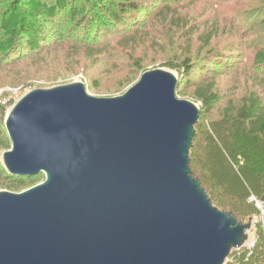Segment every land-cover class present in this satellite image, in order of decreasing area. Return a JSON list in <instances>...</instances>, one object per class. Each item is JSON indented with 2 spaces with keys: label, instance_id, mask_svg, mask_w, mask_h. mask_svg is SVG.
<instances>
[{
  "label": "water",
  "instance_id": "1",
  "mask_svg": "<svg viewBox=\"0 0 264 264\" xmlns=\"http://www.w3.org/2000/svg\"><path fill=\"white\" fill-rule=\"evenodd\" d=\"M171 70L125 93L82 81L36 88L9 110L8 173L43 174L0 191V264H226L255 224L218 208L191 166L201 108Z\"/></svg>",
  "mask_w": 264,
  "mask_h": 264
},
{
  "label": "trees",
  "instance_id": "2",
  "mask_svg": "<svg viewBox=\"0 0 264 264\" xmlns=\"http://www.w3.org/2000/svg\"><path fill=\"white\" fill-rule=\"evenodd\" d=\"M152 0H0V66L7 62L38 55L49 43L62 44L75 39L90 56L102 55L108 44V34L131 26L139 30L141 13ZM154 1V0H153ZM166 3L172 0H159ZM173 14V13H172ZM264 16V7L261 9ZM170 19L175 16L164 15ZM204 44L211 42V33L202 36ZM79 46L77 41L73 42ZM83 45V43H81ZM211 50L180 63L166 66L180 78L217 64L224 57ZM264 65V49L256 54ZM261 86L264 91V81ZM177 85V95H178ZM190 100H201L211 110L219 99L215 82L196 85ZM203 106L191 149V166L213 203L231 211L239 220L258 218L260 210L252 196L264 202V97L252 91L239 99H229L217 118L205 120ZM0 113V148L9 150L11 141L5 131V115ZM3 138V139H2ZM0 150V188L22 192L45 179L43 174L19 176L8 173ZM254 244L233 250L227 264H264V225L258 220L253 229Z\"/></svg>",
  "mask_w": 264,
  "mask_h": 264
},
{
  "label": "rangeland",
  "instance_id": "3",
  "mask_svg": "<svg viewBox=\"0 0 264 264\" xmlns=\"http://www.w3.org/2000/svg\"><path fill=\"white\" fill-rule=\"evenodd\" d=\"M166 4L152 0L141 13L137 32L131 26L111 31L102 55L90 57L83 48L86 42L70 39L62 44L49 43L38 55L2 64L0 113L6 119L12 106L33 89L78 81L93 96H118L138 82L145 71L162 67L179 76L166 63H180L210 50L224 58L180 78L178 87V96L190 100L188 94L194 86L215 82L219 99L211 110L205 109L201 100L194 101L203 106L205 120L217 118L229 99H239L252 91L264 97V65H259L256 57L264 49V0H172ZM169 13L175 17H164ZM209 32L212 39L206 46L202 36ZM5 151L1 150V159ZM256 221L252 219L254 224ZM254 239L252 230L248 244ZM230 261L228 257L226 264Z\"/></svg>",
  "mask_w": 264,
  "mask_h": 264
},
{
  "label": "built area",
  "instance_id": "4",
  "mask_svg": "<svg viewBox=\"0 0 264 264\" xmlns=\"http://www.w3.org/2000/svg\"><path fill=\"white\" fill-rule=\"evenodd\" d=\"M251 200L256 203V205L259 207V210H260L257 220L264 225V202L255 196H252ZM254 242H255V239L250 244H248L247 247L250 248L254 244Z\"/></svg>",
  "mask_w": 264,
  "mask_h": 264
}]
</instances>
